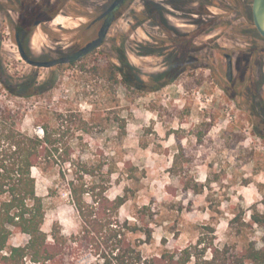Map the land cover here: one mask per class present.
<instances>
[{
  "label": "rangeland",
  "instance_id": "374dc122",
  "mask_svg": "<svg viewBox=\"0 0 264 264\" xmlns=\"http://www.w3.org/2000/svg\"><path fill=\"white\" fill-rule=\"evenodd\" d=\"M253 1L129 0L96 54L55 69L21 59L14 27L47 18L46 7L58 3L55 18L34 29L32 51L40 57L77 43L86 35L85 14L112 0H32L24 17L0 15V105L19 113L18 127L30 136L49 126L76 159H115L119 171L109 195L130 190L121 218L132 219L142 206L153 210L146 257L196 242L206 225L223 244L237 209L263 208L264 38L253 21ZM170 51L185 63L181 71H171ZM226 55L233 57L232 81ZM34 76L48 91L40 85L28 95L8 90L9 84L26 87ZM61 170V164L48 172L35 168L33 176L47 207L44 231L59 223L71 236L81 226L77 210L65 188L51 194ZM255 238L261 247V230ZM26 243L23 235L13 237L14 245ZM91 262L83 255L76 264Z\"/></svg>",
  "mask_w": 264,
  "mask_h": 264
},
{
  "label": "trees",
  "instance_id": "16d2710c",
  "mask_svg": "<svg viewBox=\"0 0 264 264\" xmlns=\"http://www.w3.org/2000/svg\"><path fill=\"white\" fill-rule=\"evenodd\" d=\"M111 69V79L117 81L118 68ZM18 115L0 105V264H76L83 255L93 259L90 264H264V199L262 209L234 212L223 244L216 228L206 225L196 242L180 248L166 246L146 257L142 248L153 241V210L146 205L137 208L132 219L121 218L130 190L114 199L109 195L119 171L115 159H76L49 126L43 127V138L23 133ZM121 129L125 137L126 125ZM59 164L60 186L52 188L51 194L65 188L77 210L81 226L71 236L64 235L59 223L51 233L44 231L47 207L33 176L35 168L48 172ZM258 230L261 247L255 238ZM16 234L25 236L27 243L14 245Z\"/></svg>",
  "mask_w": 264,
  "mask_h": 264
},
{
  "label": "flooded vegetation",
  "instance_id": "af4514ba",
  "mask_svg": "<svg viewBox=\"0 0 264 264\" xmlns=\"http://www.w3.org/2000/svg\"><path fill=\"white\" fill-rule=\"evenodd\" d=\"M129 0H112V2L108 5V3H104L102 6L86 13V35L82 36V39L78 40L77 43L72 41L70 45L65 48L52 47V50H46L40 57H35L33 50V39H34V29L39 28L43 25H46L48 22H51L57 13L59 12V5L57 2L51 3L45 9V14L47 18H36L34 20L33 25H18L13 29V39L18 46L19 54L21 59L28 65L42 69L46 67H37L31 64V62H39V63H47L54 60L67 58L69 59L68 63H64L61 65H57L55 67L47 68V69H55L61 68L64 66H76L77 63H82L83 61L92 57L93 54H96L97 50H100L105 43V39L108 36V32L112 25L118 18V15L121 9L125 6V4ZM32 0H0V15H4L6 17H11V15L15 12L19 14V17H24L29 10H31ZM41 0H39V5L41 4ZM71 1H67L64 3V7H67ZM63 7V5L61 6ZM63 7V8H64ZM62 8V11L64 9ZM100 12V13H99ZM65 13H69L66 11ZM73 13V12H71ZM57 23V21H56ZM79 37V35H78ZM74 39V37H72ZM85 42L82 46L79 45L81 42ZM62 42H57V46ZM79 46V47H77ZM64 49L66 51H64ZM169 55L172 56L175 60L174 67L172 68V72H176V67L181 71L184 69L185 63L180 62V57L178 54L169 52ZM228 55H226L227 63H228ZM233 60V57H232ZM175 68V69H174ZM168 72L166 74L169 75L172 72ZM37 77H33L29 84L26 85L27 92L21 93L20 91H25L26 88H21L20 86L8 85V90L11 94H19V95H28L30 94L28 91L34 90L37 85L41 86V90L48 91V87L50 86L48 83H38ZM45 87L43 88V86Z\"/></svg>",
  "mask_w": 264,
  "mask_h": 264
},
{
  "label": "water",
  "instance_id": "95a60500",
  "mask_svg": "<svg viewBox=\"0 0 264 264\" xmlns=\"http://www.w3.org/2000/svg\"><path fill=\"white\" fill-rule=\"evenodd\" d=\"M253 21L259 34L264 38V0H254L252 7ZM227 63V79L232 81L233 79V60L232 56L228 55ZM69 59L62 58L47 63L31 62L32 65L37 67L51 68L57 65L68 63Z\"/></svg>",
  "mask_w": 264,
  "mask_h": 264
},
{
  "label": "built area",
  "instance_id": "2783aa9c",
  "mask_svg": "<svg viewBox=\"0 0 264 264\" xmlns=\"http://www.w3.org/2000/svg\"><path fill=\"white\" fill-rule=\"evenodd\" d=\"M38 135L40 138H43L44 137V130L43 128H41L39 131H38Z\"/></svg>",
  "mask_w": 264,
  "mask_h": 264
}]
</instances>
